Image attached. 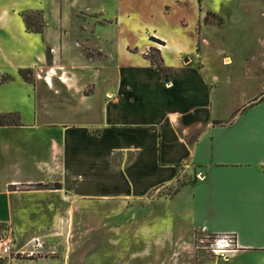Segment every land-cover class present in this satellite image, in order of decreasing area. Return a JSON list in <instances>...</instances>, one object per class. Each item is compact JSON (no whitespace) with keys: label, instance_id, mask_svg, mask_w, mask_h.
Instances as JSON below:
<instances>
[{"label":"crops","instance_id":"crops-1","mask_svg":"<svg viewBox=\"0 0 264 264\" xmlns=\"http://www.w3.org/2000/svg\"><path fill=\"white\" fill-rule=\"evenodd\" d=\"M9 1L0 6V79L7 77L0 114H16L20 123L0 126V224L13 237V254L0 264H69L74 252L82 264L90 236L83 235V245L79 232L69 240L64 222L100 213L138 230L151 220L157 236L168 239L233 234L235 254L264 255V101L246 106L264 88L262 74L249 65L242 81L240 72L227 77L233 91L252 95L240 105L223 102L219 73L210 69L233 60L200 53L211 45L209 32L225 28L208 20L221 17L223 0L198 17L199 45L172 48L174 60L165 55L169 40L149 33L162 42L163 66L172 74L167 84L142 51H127L128 43L114 57L106 41L76 42L79 50L48 29L27 31L21 13L28 9L14 2L29 0ZM192 52L193 61L182 58ZM19 70H31L30 81ZM179 179L184 184L176 187ZM97 203L103 211L93 208Z\"/></svg>","mask_w":264,"mask_h":264},{"label":"rangeland","instance_id":"rangeland-1","mask_svg":"<svg viewBox=\"0 0 264 264\" xmlns=\"http://www.w3.org/2000/svg\"><path fill=\"white\" fill-rule=\"evenodd\" d=\"M119 1H123L124 10L122 11L119 10L118 0H29L24 4L15 2L14 4L28 9L21 13L25 28H28L27 31L42 35L48 29L52 35L55 32L57 37L69 39L71 47L75 49H83L81 46L78 47L76 42L83 43L92 38L91 41L95 46H103L106 41L107 51L115 57L123 55V44L128 43L129 53L142 51L143 56L153 66L162 67L161 74H158L163 84L169 83L171 70L163 66L160 51L162 43L156 42V45L152 43L154 46H147L152 41L149 33L156 32L169 40L170 49L165 51V55L174 60L176 53L172 48L178 45L195 46L194 43L199 45L200 37L195 35V32L196 34L198 32V28L195 30L198 17L202 16L205 8L215 6L214 0H205L201 2L202 12L200 13L197 0ZM164 3L171 5V10L170 6H163ZM2 5H10V1L0 0V6ZM220 6L223 7L222 18L209 15L208 20L213 24L219 23V27L225 28L214 33L209 32L211 45L204 48L200 46V53H208V58H215L218 51L224 58L227 55L231 56L233 65H231L232 62L226 65L223 60V63L221 62L223 66L216 64V68H211L210 71L216 69L219 73L218 79L223 88L221 101L240 105L252 93L243 90L233 91L232 86L227 85L225 80L229 76H237L240 72L239 79L242 81L243 72L250 65V71L256 70L257 73L262 74L258 78V84L264 83L262 82L264 81V0H223ZM117 17L119 19L122 17L124 20L121 27L119 25L100 26L113 24ZM97 24L100 25L96 26ZM99 38L103 40V43H100ZM215 39H217L216 42ZM45 53L47 63L50 64L52 52L49 46L46 47ZM194 55V52L183 53L182 58H190L193 61ZM60 61L66 65L64 56ZM22 71L24 75L21 78L30 81L32 71ZM2 79L6 81L7 77ZM62 79V82L66 83V80ZM259 89H256L255 97L246 106L264 101V88ZM221 124L223 123H217V125ZM182 184L184 180L179 179L176 187ZM174 189V187L171 188V194ZM95 207L97 212L104 209V206L99 203L93 208ZM104 219L105 216L100 213L95 220L88 222H64L65 235L69 240L72 239L73 232H79L81 244L84 234L90 236L89 239L85 238L84 244H88L89 240L90 249L85 250V262L82 264H264V255L255 252L241 251L229 256L228 259L214 256L202 250L199 242L204 237L196 231L168 239L165 235L157 236L154 231L155 223L151 220L146 222L147 230L146 226L138 230L135 222L129 221L126 224L113 217L110 221ZM69 244L75 247L73 243ZM165 248L170 250V253L165 252L167 251ZM162 249L164 251L158 253ZM78 257V252L71 253L68 257L69 264H76Z\"/></svg>","mask_w":264,"mask_h":264},{"label":"built area","instance_id":"built-area-1","mask_svg":"<svg viewBox=\"0 0 264 264\" xmlns=\"http://www.w3.org/2000/svg\"><path fill=\"white\" fill-rule=\"evenodd\" d=\"M202 250L228 259L236 252V238L233 234L206 235L200 240ZM13 237L9 226L0 224V258L10 257L13 252ZM22 254V253H20Z\"/></svg>","mask_w":264,"mask_h":264},{"label":"trees","instance_id":"trees-1","mask_svg":"<svg viewBox=\"0 0 264 264\" xmlns=\"http://www.w3.org/2000/svg\"><path fill=\"white\" fill-rule=\"evenodd\" d=\"M207 20V18H205ZM208 21V20H207ZM28 29V28H26ZM155 42L162 43L161 41L157 39H151ZM155 68L157 69L158 73L161 74V71L163 70L161 66L155 65ZM19 75L23 76L24 73L22 70H19ZM4 82V80L0 79V84ZM20 123V118L16 114H0V126H7V125H18Z\"/></svg>","mask_w":264,"mask_h":264},{"label":"bare ground","instance_id":"bare-ground-1","mask_svg":"<svg viewBox=\"0 0 264 264\" xmlns=\"http://www.w3.org/2000/svg\"><path fill=\"white\" fill-rule=\"evenodd\" d=\"M225 62H226V64H229L230 63L229 59H225Z\"/></svg>","mask_w":264,"mask_h":264}]
</instances>
